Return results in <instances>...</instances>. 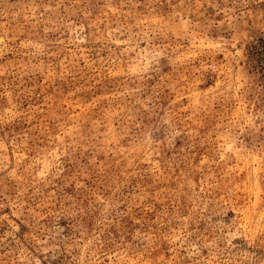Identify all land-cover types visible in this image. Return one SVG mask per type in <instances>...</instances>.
<instances>
[{
	"label": "rangeland",
	"instance_id": "374dc122",
	"mask_svg": "<svg viewBox=\"0 0 264 264\" xmlns=\"http://www.w3.org/2000/svg\"><path fill=\"white\" fill-rule=\"evenodd\" d=\"M0 264H264V0H0Z\"/></svg>",
	"mask_w": 264,
	"mask_h": 264
}]
</instances>
